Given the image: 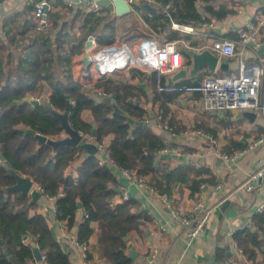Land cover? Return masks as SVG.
I'll use <instances>...</instances> for the list:
<instances>
[{
    "label": "crops",
    "instance_id": "crops-1",
    "mask_svg": "<svg viewBox=\"0 0 264 264\" xmlns=\"http://www.w3.org/2000/svg\"><path fill=\"white\" fill-rule=\"evenodd\" d=\"M41 1L43 0H5L1 4L0 37L6 44L9 43V39L5 37L6 31L12 29V26L19 27L27 24L34 15L31 6L36 7ZM70 1L73 2L72 7H67L60 1L66 6L64 11H68V17L70 13L67 9L80 10L78 8L80 1L100 2L101 0ZM127 1L130 3L131 0ZM196 5L204 22L195 27L172 20L171 30L175 32L173 39L154 31L143 19L141 13L135 10L136 5L130 4L131 11L123 16L104 9L111 13L108 21L117 19L120 24V32L117 31L113 43H125L135 53H138L140 42L146 39H154L160 44H175L177 50L184 57V66L180 70L187 69L188 71L187 80L180 81L175 86L189 83L200 85L211 76L236 77L239 75L240 63L243 61L249 64L256 63L262 67L260 91L263 93L264 0H214L210 3L212 12L206 9L208 5L206 3L197 1ZM53 6L51 7L52 11L61 9L59 6ZM168 7L169 5L166 10ZM105 15V11L100 14V16ZM134 21L137 24L132 27ZM173 24L189 26L194 31L182 32L173 29ZM251 26L257 27L260 32L262 45L259 47L243 46L239 41L237 30L241 27L250 28ZM127 27H131L130 30ZM125 29L132 33H126ZM15 33L13 30L14 35H16ZM19 40V43L23 45L25 40H22L21 37ZM218 40L235 41L237 55L222 57L215 54L212 46ZM25 42L26 45L29 44V41ZM86 49L85 45L82 54L75 56L72 60V78L76 83L85 86L91 97L100 101L97 99V95L104 89L98 88V84L102 82L98 83L96 77L85 78L83 76V59ZM205 49H211L219 57L218 66L215 72H210L205 67L199 75L193 78L190 76L194 68L190 52L200 53ZM172 75L163 76L165 77L164 85L169 83L168 76ZM109 78L116 84L123 83L131 89L133 97L130 101L143 113L142 117L135 121L147 125L163 144L162 149L157 153L156 167L158 179L161 180V185L165 190L164 193L151 185V176L144 177L146 184L140 185L126 177L121 168L108 162L111 158L110 146L115 138L113 134L105 136L101 142L92 138L91 135L84 136L86 142L104 145V150L98 151L96 155L103 162L101 165L113 168V173L118 180L117 189H120V192H117L116 204L124 202L122 193L126 192L129 200L136 204L132 211L141 215V232H132L128 235L131 238L129 243L133 244V249L138 254L134 259V264H218L219 258L223 254L227 257L226 264H264V224L261 229H258L254 224L255 217L264 211V176L253 190L248 191L245 188L246 182L253 173L264 170V166L259 168L260 162L264 160V142L251 148L247 141V139L251 141L264 139L262 112L253 110L209 112L203 107L201 92L159 91L158 80L155 83V73L143 72L137 68L120 70L111 74ZM52 93V87L45 83L41 95L38 94V99L43 100L44 98L49 103ZM107 95L113 96L114 94ZM28 98L35 97L31 95ZM246 111L255 113L254 117L244 116L243 113ZM82 116L88 123L94 121L89 110H85ZM159 116H162L161 120L158 119ZM95 126L98 129L96 123ZM199 131L212 135L214 140L199 135ZM63 137H65V133ZM58 139L54 138V140ZM88 154V152H83L78 155L66 169L65 176L73 175L76 177L75 179H78V170ZM235 154L238 156L234 161H226L224 158L226 155ZM2 155L3 153L0 152V163L6 165V158L3 155L4 161ZM187 167L209 172L202 174L192 172L189 176L190 181H187V178L183 182L179 179L167 181L162 176L166 170L173 171ZM194 179L201 181L200 188L203 189L201 193H192L190 185ZM34 189L39 190V185L35 183ZM41 193V198L33 203H31L32 197L26 196L30 205L36 204V208L30 210V216L43 215L46 218L55 238L69 255L71 263L111 264L107 258L100 255L101 235L96 222L92 223L95 231L87 246L89 258L85 257L82 247L76 244L78 228L86 214L84 209H80L78 212L76 225L69 229L66 221H59L56 217L57 198L50 197L42 191ZM199 196L211 211L210 217L205 233L200 238L189 241L183 234L182 226L172 217V210L168 207L166 200L185 214L191 210L195 199ZM226 202H228L227 205H224ZM250 222L252 223L251 229L259 230L260 234L261 245L256 248V261H250L244 255L239 244L238 247L235 246L237 242L235 235L228 236L231 231L244 230L243 227ZM29 242L31 244L35 241ZM153 250L156 251L155 258L152 257ZM36 263L42 264L41 262Z\"/></svg>",
    "mask_w": 264,
    "mask_h": 264
},
{
    "label": "trees",
    "instance_id": "trees-1",
    "mask_svg": "<svg viewBox=\"0 0 264 264\" xmlns=\"http://www.w3.org/2000/svg\"><path fill=\"white\" fill-rule=\"evenodd\" d=\"M139 1L135 10L141 13L146 23L158 34L173 39L172 20L198 27L204 19L198 12L197 1L208 4L206 9L212 12L210 3L214 0ZM53 5L61 9L48 12L49 24L45 29H40V18L34 14L27 24L12 26L16 35L12 29L6 31L8 44L0 37V152L11 169L30 177L44 194L57 198L56 217L59 221H66L69 229L76 225L77 214L84 209L86 214L77 234L80 245L88 246L95 231L92 223L96 222L101 235L100 255L111 264H134L126 237L132 232H141V215L132 211L136 206L133 201L116 204L119 183L113 168L101 165L97 155L88 154L78 170V179L73 175L66 177V169L78 155L87 153L86 149L80 145L55 151L49 144L37 149L39 141L36 136L26 133L29 128L53 139L64 136L62 123L44 106L33 108L31 104L23 103L31 95H41L46 83L53 89L49 104L57 111L65 112L68 100L73 103L69 121L76 130L84 136L91 135L93 125L82 116L85 110L91 111L98 126L96 139L101 142L109 134L115 137L110 146V157L117 166L133 170L140 177L151 176V185L165 192L156 167L157 153L163 144L147 125L128 121V117L136 120L143 115L130 101L133 97L131 89L110 78L98 84V88H103L107 94H116L113 103L122 110L119 114L115 113L112 104L96 101L85 86L72 78V60L82 54L91 36L101 46L113 44L120 29L117 19L108 21L111 13L106 9L102 11L106 15L100 16L89 10L69 8L68 17L63 3L57 1ZM35 10L36 7L31 6V11L35 13ZM19 37L29 44L26 45L25 41L20 44ZM164 82L165 77H162L161 84ZM192 172L202 174L209 171L187 167L166 170L162 176L167 181L179 179L183 182L187 178L190 181ZM200 183L197 179L192 180L193 194L203 191ZM13 184L14 178L1 162L0 186L5 188ZM34 208L36 204L30 205L28 197L0 190V240L4 241V245L0 244V264H37L29 241L37 243L47 264H72L46 218L43 215L30 216V210ZM254 224L261 229L264 211L255 217ZM250 229L238 230L235 239L244 255L250 261H256V248L261 245L260 234L259 230ZM226 261L223 254L218 264H226Z\"/></svg>",
    "mask_w": 264,
    "mask_h": 264
},
{
    "label": "built area",
    "instance_id": "built-area-1",
    "mask_svg": "<svg viewBox=\"0 0 264 264\" xmlns=\"http://www.w3.org/2000/svg\"><path fill=\"white\" fill-rule=\"evenodd\" d=\"M58 0H43L36 6L35 13L40 18V29H45L49 24L48 12L54 2ZM67 7H72L73 2L70 0H60ZM78 8L80 10H89L100 15L104 9L99 2H84L80 1ZM173 29L182 32H193V28L181 24H173ZM237 35L240 43L243 46L253 45L259 47L262 45L260 40V32L257 27L250 28L241 27L237 30ZM92 46L85 51L90 53V67L83 65V76L85 78L96 77L97 82L106 81L111 74L120 70L137 68L143 72L155 73L159 84V91L173 92H201L203 94V107L209 112H228V111H244L253 110L260 111L264 116V92L261 93V80L263 69L259 64L241 62L239 67V75L236 77H208L202 84L196 86H173L161 84V78L166 75H172L184 66V57L177 50L175 44L164 43L160 44L154 39H146L140 42L138 53L125 43H113L108 46H99L95 37L90 38ZM212 50L218 56L233 57L237 55L236 42L233 40H218L215 41ZM98 100L102 97H108L104 91L98 92ZM159 120L162 116L158 117ZM82 134V133H81ZM199 135L206 137L209 140H214L213 136L206 134L203 131L198 132ZM249 141L251 148L259 146L264 142V139ZM98 150L103 151L104 145L99 143ZM167 151V150H165ZM237 154L224 156L226 161H234ZM111 165L117 166L114 159L109 158ZM100 164H103L100 161ZM123 174L129 179L138 182L140 185L146 184V179L140 177L133 170L122 169ZM264 170L253 173L245 184L248 191L254 189L255 185L263 178ZM39 191L43 189L39 186ZM122 200L128 201L129 196L126 192L122 193ZM169 208L172 210V217L182 226L183 234L189 241L200 238L206 231L210 210L206 207L201 196L195 199L194 204L189 212L183 214L178 211L173 205L166 200ZM252 223L246 224L243 229H249ZM235 231H231L228 236L235 235ZM76 244L85 252V257L88 258L87 246H82L76 240ZM238 247V243H235ZM156 251L153 250L152 257L155 258ZM42 264L46 263V257L42 255ZM153 261V260H152ZM86 264H90L89 262Z\"/></svg>",
    "mask_w": 264,
    "mask_h": 264
},
{
    "label": "water",
    "instance_id": "water-1",
    "mask_svg": "<svg viewBox=\"0 0 264 264\" xmlns=\"http://www.w3.org/2000/svg\"><path fill=\"white\" fill-rule=\"evenodd\" d=\"M5 0H0V6L1 4L4 2ZM99 4L112 11V12H116V14L118 16H123L128 14L131 11V7L130 4L132 5H137L139 4L138 0H131L130 3L127 0H101L99 2ZM92 46V41L88 40L86 47L90 48ZM190 56L192 57V61L194 64V68L192 70V72L190 73V76L195 78L197 75L200 74V72L202 71V69H204L205 67L208 68V71L210 72H215L217 66H218V62H219V57L217 55L214 54V52H212L211 49H205L204 51L200 52V53H194V52H190ZM83 63L85 65V67L89 68L90 67V53L87 52L84 59H83ZM188 78V71L187 69H183L178 71L177 73H175L172 76H168V81L169 83L167 84V87H173L176 84H178L180 81L183 80H187ZM68 98V97H67ZM116 98V94H114L113 96H108V97H102L100 99V102H105L107 104H112L114 109H115V113H122V110L115 104L113 103V100ZM23 103H29L32 105V107L34 108L35 106H39L42 105L44 106L53 116H55L61 123H62V127L65 133V137L60 138L58 140H54L48 136L36 133L34 130L32 129H27L26 133L27 134H31V135H35L36 138L39 141V146L37 147V149H39L41 147V145L43 144H49L53 147V149L55 151H57L58 149L62 148V147H66V146H70V147H76V146H83V148H85L87 150V152L90 155H96L98 153V146L95 143H91V142H86L84 140V135L81 134L78 130H76L69 121V115L70 112L73 109V103L70 102L68 100L67 102V108L65 112H59L57 111L55 108H53L48 102H46L45 100H39V99H35V98H27L23 101ZM244 116H246L247 118H252L254 117L255 113L253 112H244L243 113ZM128 121L131 124H138V125H144L143 122H136L133 118L128 117ZM91 125H93L92 131H91V136L92 138H96L97 137V128L95 126V121H91L90 123ZM2 159L5 161L4 156L2 155ZM264 166V160H262V162H260V167ZM5 168L8 170L9 174L14 178L15 180V184L9 186V187H5L2 188L0 186V190H3L6 193L9 192H14V193H19L21 197H25V196H31L32 197V202H37L41 196L42 193L37 190L34 189V181L30 178V177H24L23 175H21L19 172H17L14 169H11L10 166L8 164L5 165ZM117 192H120V189H116ZM228 202H226L224 205H227ZM81 206V205H80ZM130 236L126 237V240L129 242L130 241ZM0 244L4 245V241L0 240ZM31 246L33 248V252L35 255V259L37 262H42V253L41 250L39 249L37 243L32 242ZM128 248L130 250L129 252V256L134 260L137 257V252L133 249V244L130 242L128 244ZM7 254L10 255V259L13 260V256L11 255V251L9 249H7Z\"/></svg>",
    "mask_w": 264,
    "mask_h": 264
},
{
    "label": "rangeland",
    "instance_id": "rangeland-1",
    "mask_svg": "<svg viewBox=\"0 0 264 264\" xmlns=\"http://www.w3.org/2000/svg\"><path fill=\"white\" fill-rule=\"evenodd\" d=\"M136 24H137V22L134 21V22L132 23V27L135 26ZM119 28H120V24H119ZM127 28L129 29V28H131V27H127ZM128 29H125L124 31H126V33H127V32H128ZM129 30H130V29H129ZM119 32H120V29H119ZM130 33H132V31L128 32V34H130ZM115 73H116V72H115ZM113 74H114V73H113ZM33 97H35V99H38L39 96L36 95V96H33ZM36 97H37V98H36ZM41 100H42V99H41ZM43 100H44V98H43Z\"/></svg>",
    "mask_w": 264,
    "mask_h": 264
}]
</instances>
